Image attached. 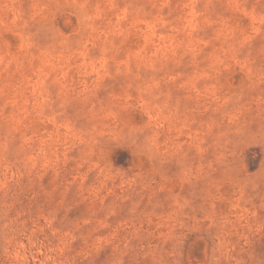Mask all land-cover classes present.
<instances>
[{"label": "rangeland", "instance_id": "1", "mask_svg": "<svg viewBox=\"0 0 264 264\" xmlns=\"http://www.w3.org/2000/svg\"><path fill=\"white\" fill-rule=\"evenodd\" d=\"M0 264H264V0H0Z\"/></svg>", "mask_w": 264, "mask_h": 264}]
</instances>
